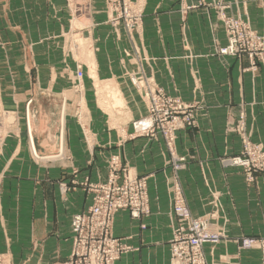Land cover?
Instances as JSON below:
<instances>
[{
	"label": "crops",
	"instance_id": "crops-1",
	"mask_svg": "<svg viewBox=\"0 0 264 264\" xmlns=\"http://www.w3.org/2000/svg\"><path fill=\"white\" fill-rule=\"evenodd\" d=\"M255 1L233 0V10L246 12L253 27L264 33V0ZM92 4L89 26L82 31L85 47L80 49L91 52V58L84 57L83 89L76 91L77 63L62 48L70 29L64 0H0V102L17 111L16 124L0 140V253H7L13 264L66 260L71 251V217L86 210L91 201L84 183L103 181L107 157L119 151L135 174L148 176L150 213L140 219H132L127 211L115 213L114 236L134 247L115 264H169L173 223L166 177L171 169L164 164V146L144 137L118 146L120 133L129 130V124L112 126L92 103L96 84L108 82L119 90L128 114L140 115L144 107L125 75L139 65L168 94L206 101L199 133L181 131L177 141L181 154L194 155L179 174L191 213L200 216L211 210L208 193L215 188L223 192L229 235L261 233L264 220L255 209V190L246 189L240 170L222 168L216 153L223 150L227 115H237L240 101H255L251 109L245 107L246 121L248 127L255 121L254 138L264 142V67L253 75L240 71V66L248 65L246 59L226 57L228 67L223 65L211 55L216 44L226 42L214 15L196 10L183 18L175 11L176 0H146L142 30L134 36L135 43L142 45L137 61L123 30L116 31L106 22L103 0ZM29 99L37 113L28 126L30 132L24 123ZM82 102L90 114L93 147L86 145L73 117ZM228 103L234 105L230 110ZM62 113L60 136L57 122ZM234 138L238 145L236 137L230 142ZM33 150L46 159L35 158ZM61 184L67 188L63 190ZM257 192L264 195L263 186ZM204 255L208 264H260L257 250L238 249L232 241L206 244Z\"/></svg>",
	"mask_w": 264,
	"mask_h": 264
},
{
	"label": "rangeland",
	"instance_id": "rangeland-1",
	"mask_svg": "<svg viewBox=\"0 0 264 264\" xmlns=\"http://www.w3.org/2000/svg\"><path fill=\"white\" fill-rule=\"evenodd\" d=\"M92 1L64 0L70 29L64 35L62 48L63 53L77 63L73 75V87L76 91L83 89L84 57L88 55V59L91 58V52L87 54L80 49L85 47L86 36L82 31L89 26V17L94 12ZM145 5L146 0H103L106 22L116 31L119 28L123 30L137 61L142 45L135 43L134 36L142 30ZM257 7H261L260 4H257ZM196 10L212 13L224 33L226 42L223 45L216 44L212 56L225 66L226 57L239 61L246 59L248 65L240 66V71H248L253 75L264 67V33L253 27L246 12L233 10V0H176L175 11L181 17L184 18L189 12ZM124 54L129 56L130 52L125 50ZM192 57L189 56L188 59ZM125 75L144 107L140 115L131 117L128 114L119 90L108 82L96 84L92 103L107 115L112 126L122 122L129 124V130L121 129L116 142L118 146L125 140L137 137H144L151 142L160 141L164 146V164L171 169V174L166 177L169 214L173 223L169 240V264H208L204 246L229 241L234 242L241 250H257L260 254V264H264V227L257 235H229L228 219L221 202L223 192L215 188L209 189L208 203L211 210L204 215L195 216L188 207L179 174L186 168L188 158L194 155L181 154L177 141L181 131L199 133V119L206 116L208 108L206 101L184 100L177 95L168 94L152 76L144 73L140 65L134 71H126ZM111 88L118 94L112 92ZM254 103V100L250 103L240 101L236 105L237 115H227L222 132L223 150L217 151L216 160L222 168L231 167L241 171L246 189H254L256 192L255 209L260 211L264 220V195L260 196L257 192L261 186L264 188V142L254 138L255 132L257 133L256 124L252 119L254 123L248 127L245 111L246 106L251 109ZM233 106L232 103L226 105L228 110ZM36 114V111L31 109L29 99L25 103L24 111V123L27 128ZM63 116L62 113L60 121L57 122L60 136L64 127ZM89 116V110L83 102L76 105L73 117L81 129L86 145L93 147L94 135L89 126ZM16 122L17 111L6 109L0 102V140L9 133L10 127ZM28 131L30 132V128ZM233 137L237 138L238 145L235 138V141L230 142ZM32 153L37 159H46L35 150ZM106 169V178L103 181L84 183L91 201L86 210L71 217L69 257L64 261L49 264H115L123 254L134 250V247L114 236L113 219L118 211H127L132 219H140L150 213L148 176L135 174L119 151L107 157ZM61 185L63 190L67 188L65 184ZM225 190L224 193L229 195L227 188ZM76 217L83 218V223L77 231L73 224ZM0 264L13 263L7 253H0Z\"/></svg>",
	"mask_w": 264,
	"mask_h": 264
},
{
	"label": "built area",
	"instance_id": "built-area-1",
	"mask_svg": "<svg viewBox=\"0 0 264 264\" xmlns=\"http://www.w3.org/2000/svg\"><path fill=\"white\" fill-rule=\"evenodd\" d=\"M83 223V218L82 217H76L73 224H74V229L77 231V229L80 228V226Z\"/></svg>",
	"mask_w": 264,
	"mask_h": 264
},
{
	"label": "bare ground",
	"instance_id": "bare-ground-1",
	"mask_svg": "<svg viewBox=\"0 0 264 264\" xmlns=\"http://www.w3.org/2000/svg\"><path fill=\"white\" fill-rule=\"evenodd\" d=\"M79 25V24H78ZM102 89V88H101ZM115 91V90H114ZM113 92V91H112ZM34 151V150H33Z\"/></svg>",
	"mask_w": 264,
	"mask_h": 264
}]
</instances>
